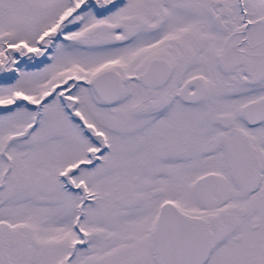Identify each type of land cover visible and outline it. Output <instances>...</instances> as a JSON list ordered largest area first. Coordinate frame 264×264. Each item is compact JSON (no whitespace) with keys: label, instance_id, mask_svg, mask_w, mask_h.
Listing matches in <instances>:
<instances>
[{"label":"snow or ice","instance_id":"6c2138e0","mask_svg":"<svg viewBox=\"0 0 264 264\" xmlns=\"http://www.w3.org/2000/svg\"><path fill=\"white\" fill-rule=\"evenodd\" d=\"M0 264H264V0H0Z\"/></svg>","mask_w":264,"mask_h":264}]
</instances>
